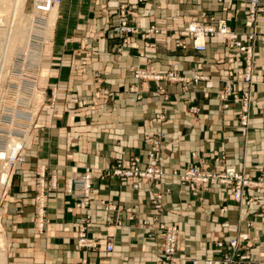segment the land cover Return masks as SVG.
<instances>
[{"label":"crops","instance_id":"0c3cea01","mask_svg":"<svg viewBox=\"0 0 264 264\" xmlns=\"http://www.w3.org/2000/svg\"><path fill=\"white\" fill-rule=\"evenodd\" d=\"M122 1L131 14L129 25L140 31L156 26L162 34L148 40L129 35L123 41L112 29ZM122 1L62 0L57 8L50 54L41 63L49 74L45 87H56L57 103L53 112H41L38 140L18 169L14 186L15 246L27 252L19 256L26 254L21 257L26 264H159L160 240L147 239L140 223L153 214L151 193L168 189L159 221L179 228L175 264L219 258L223 251L215 247L216 238L238 239L249 255L245 264H264V193L246 190V201L257 199L237 206L219 187L192 192L165 177L133 190L107 172L116 160L132 157L144 167L150 150L147 139L162 133L159 159L166 172L203 159L211 169L231 167L259 174L264 166V23L257 25L252 104L244 132L236 115L238 104L229 102L223 109L216 96L220 80L226 78L224 71L212 67L214 56L225 51L222 39H209L206 51L198 53L190 39L179 49L177 36L189 20L205 13L224 19L244 40L245 7L229 0ZM84 55L89 56L87 65L80 68ZM145 67L187 79L208 75L209 82L190 87L183 95L179 83L135 81L134 70ZM203 91L210 94L207 99ZM74 100L83 107L79 109ZM192 105L196 114L187 113ZM161 115L164 121L158 120ZM39 164L45 166L47 179L57 178V188L47 193L41 235L33 224L34 175ZM85 168L93 170L92 193L88 209L77 211L76 195L67 193L64 183ZM85 212L91 219L88 237L109 240L112 252L77 247V219Z\"/></svg>","mask_w":264,"mask_h":264},{"label":"built area","instance_id":"2783aa9c","mask_svg":"<svg viewBox=\"0 0 264 264\" xmlns=\"http://www.w3.org/2000/svg\"><path fill=\"white\" fill-rule=\"evenodd\" d=\"M62 0H32V5L42 12H48L55 5H59ZM219 2L225 0H217ZM238 1L241 5L247 8V19L245 25L250 29L249 41H252L256 34V26L260 22L264 23V0H229ZM35 3H37L35 5ZM209 22H208V21ZM122 32H130V29L126 27L124 21L120 27ZM150 33H157V30L151 29ZM190 37L192 40V46L196 52L204 53L206 51V43L209 39L214 37H220L227 44L231 54L226 56L216 57V64L221 65L227 71L228 82L226 89L222 94L223 99H228L232 94V82L238 80L240 84L237 86L236 92L241 93L240 97L234 95V97L241 104V126H248V112L251 102V87H252V72H253V59L254 50L252 45L245 46L238 35L228 26L224 19H215L214 17L204 18L189 23L188 28L183 33ZM40 46L42 41L38 40ZM36 69L37 64L34 63ZM27 78H33V74L25 75ZM135 77L137 79H157L162 78L152 73L136 72ZM170 80H177L175 75L170 74L168 76ZM35 79V78H34ZM200 80H208L206 77H195L194 83ZM33 91V90H32ZM53 92V99L56 97L55 89ZM44 94V92H43ZM32 118V117H31ZM31 122V121H30ZM16 132V131H15ZM23 135L21 132H16ZM153 150L147 155V164L142 167L140 160L137 157H132L128 160H116L112 167L108 170V174L121 179L127 183L133 190L139 188L140 183H146L149 185L162 181L165 177L176 180L179 184L187 187L190 191L196 192L200 188H205L208 185H222L229 188L230 196L237 203H242L244 189H256L257 191L264 190V171L258 178H249L245 174L238 172L236 169L228 167L216 170H210L207 167L190 166L186 169H173L166 173L160 165V159L158 155L159 141L158 139L153 141ZM24 148L16 155V166L24 162ZM15 159V158H14ZM14 159L11 160V166ZM16 166L14 170L16 169ZM12 171V173L14 172ZM40 179L38 180L39 196L38 207L39 214L42 218L43 208L45 203V182H44V168L41 167L39 171ZM8 178L5 182H9ZM92 179L93 170L86 168L81 176L75 179H69L66 183V192L76 195L75 209L77 211L86 210L89 206L91 193H92ZM52 186H56V180H52ZM169 193V190L156 191L151 193L150 196V208L153 214L147 219L143 220L141 227L145 230L150 239L158 238L160 240V253L161 258L164 261L163 264L173 263L175 264V254L179 248V231L175 225H165L158 221V218L163 211V197ZM131 219V218H130ZM42 224V222H40ZM90 227V215L87 213L82 214V217L77 219V230L75 232V238L77 240V246L80 249L88 250H103L105 252H112V243L108 240L89 238L87 235L88 228ZM156 228L158 231H154ZM222 247V244H218ZM229 246L233 249L237 247V242L232 240L229 242ZM197 261L194 262L196 264ZM211 264L212 262H205ZM227 263H231L229 258ZM225 263V264H227ZM82 264H87L83 262ZM214 264H219L215 263Z\"/></svg>","mask_w":264,"mask_h":264},{"label":"rangeland","instance_id":"374dc122","mask_svg":"<svg viewBox=\"0 0 264 264\" xmlns=\"http://www.w3.org/2000/svg\"><path fill=\"white\" fill-rule=\"evenodd\" d=\"M120 1H122V0H120ZM137 1L139 3H141V2H144L146 0H137ZM191 1H200V0H191ZM219 3H221V2H219ZM11 4H12V2H8V4H6V5L3 6L4 7L3 8V13L0 14V25H1L0 26V29L5 28V27L7 29V27L9 25H13L11 23L12 22V14H13V9H12V5ZM244 7H245V10H246V13H245V21H246L248 11H247L246 6H244ZM31 11H32L31 0H25V4H24V7H23V16L24 17H22V18L16 17L17 18V21L18 20L21 21L20 23L23 24V25L26 24L27 23V18L26 17H28V16L30 17L31 14H33ZM116 13H117L118 18H117V21H116L115 26H113L112 29H113V31H114V33L116 35H118L121 39H123V41L129 35H140L141 37H143V39L148 40V39H153L154 37L160 36L162 34V31L158 27H156V26H150V27L146 28L145 30L140 31L137 27L129 25L128 24V17L131 14L128 11L126 2H123V1L120 2V4L117 6ZM209 17H212V16H210L208 14H205V13H202L198 18H194V19L189 20L186 23L185 27H183V29L178 32V36H177V47L179 49H184L186 47V43H185L184 40L185 39H190V37H188L186 35H183V33L188 28L189 23H191L193 21H196V20H200V19L202 20L204 18H209ZM122 21L125 22L126 27L130 29V32H122L120 30V27L122 25ZM245 21H244V27L246 28L247 32L244 34V36H245V39L244 40L241 39V36L238 33H236L233 28H231L229 25L228 26L238 35L239 39L241 40V42L245 46L252 45L253 46V50H254V45H255L254 43H255L256 37L258 35V30H257L258 26H256V34H255L253 40L252 41H249V37L248 36L250 34V29H248L246 27ZM260 23H262V22H260ZM16 24H17V22H16ZM4 25H5V27H3ZM151 29H154V30L156 29L157 30V33H150L149 31ZM36 40L37 39H35V41ZM190 41H191V46H192V40L190 39ZM222 42H223V44L225 46V51L223 53L216 54L214 56V62H213L212 67H213V69L216 72L224 71L225 74H226V78L223 79V80H220L221 83H222V86L216 92V96L221 101L223 109H227L229 107V102H233V103L238 104L239 109L236 112V115L238 117V121H239L240 127L242 128V130L244 132H246L248 126L247 127H242L241 126V117H240L241 104L234 97V95H236V94L238 95V97H240V95H241V93L236 92L237 86L240 84V82H238V80H234V82H232V86H231L232 91H233L232 94H231V96L228 99H226V100L222 98L221 92L223 93L224 90L226 89V84L228 82V75H227V71H226V69L224 67H222L221 65H217L216 64V59L215 58L218 57V56L219 57L220 56H226V54L233 53V51H230L228 49L226 42L224 40H222ZM36 46H37V44H36ZM37 48L35 50L39 53L38 54V58L41 59L40 62L38 63V65H37L38 70L36 69V67H35V65L33 63V64L28 65V68L24 71V72H28V73L33 74V76H32L33 78H27L26 76H24L22 78V76H21L22 75V71H21L20 68H21V60H22V57L23 56L19 55L17 57L18 59H17V62L15 64L14 71L12 73V77L15 76L16 80L13 81V78L12 79H7V77H6V79L3 80L2 83H1V88H5L6 91H7V94L5 96V99H6L7 105L9 107L13 108L14 102L12 101L13 100L12 98L15 97V95H13V93L16 92L17 89L19 90L20 97H22L21 99H18L19 102L16 103L15 110H11V109H6V110L4 109L3 110L4 111V115H1V116H3L1 122L2 123H6V126H4V129L5 130H10L11 129V131L21 132L23 135L24 134H27L30 137V139H31L30 140V143L28 145L23 146V148H24L23 149V152H24V162L22 164L16 166V169L14 170V172L10 174V179H9V182H7V184H6V182L1 183V175H2V172L5 170V167L6 166H5L4 160L2 158H0V236L3 237L4 244L6 242V244H5V246H6L5 247V251H7V254H6V257H7L6 258V264H23V263L26 264L27 263V260H24L25 258H21V257H26V254H23V255L19 256V254H21V253H27V252L18 251L19 246H15L16 243H17L16 237L14 236L16 224L14 223L13 217H15V215L17 214V212H15L14 206H12V205L15 204V199H14V194H15L14 193V186H15V181L17 179V174L16 173H17L18 169L23 164L26 163V156H27L28 152H30L32 150V148L36 144L35 142L38 140L39 131L42 129V126L38 123V121H39L38 118H39L41 112L44 111V110H51L53 112L54 107L56 106V103H57V97H54V100H53L54 102H52V99H53V92L52 91L54 89L56 91V87L53 86L51 88L50 87L48 88V87H45V85H43V86H41V88H38V89L41 92H44V94H43L44 99H42L40 101V103L38 104L39 107H38V109L36 111V114H34L35 116L33 118H31V115L27 111L26 112H23L22 111L23 109L26 110V109L29 108L28 105L30 104L29 103L30 101H28V98L31 97V95L33 93V91H32L33 90V87L35 85H37V83H38L37 82V76L35 74H37V72H39V70L41 68V70H42V72H41L42 77L45 75V71H44L45 69L41 67V63H42V60L50 54L51 47H47V48L44 49V51H41L42 46H40V44H39V46ZM192 48H193V46H192ZM30 50H33V47L32 46L30 47ZM17 55H18V53L17 54L14 53L13 58L15 59V56H17ZM88 58H89L88 55H84L82 57L80 68H83V67H85L87 65ZM11 59H12V57H11ZM199 66L200 65H198V67ZM254 69H255V53H254V59H253V71H254ZM138 71L144 72V73L150 72V73H152V75L160 76L162 79L161 80H157V79H153V78L152 79H148V80H145V79H137L135 77V74ZM170 74L175 75L178 79L177 80H170L168 78V76ZM25 75H26V73H25ZM195 77H206V78H208V80H200L197 83H194V78ZM252 77H253V72H252ZM133 78L135 79V81L142 82V83L150 82V81H154V82L166 81V82H169V83H179V84L182 85L181 86V93L183 95L189 91L190 87H196L201 82H203V83L204 82H209L208 75H196V76L192 77L191 79H187V78H184V77H180L179 75H177L174 72H167L165 74H159V73H156L153 70V68H151V67H145V68H137V69H135L134 72H133ZM252 80H253V78H252ZM40 82H41V84H43L44 83V80L41 79ZM253 85H254V81H253L252 87H251V102H250V106H249L248 118L250 116V108H251V104H252V94H253L252 93V88H253ZM131 91L133 92V89ZM161 93L163 95H165L163 93V91H161ZM104 94L107 95L110 98L109 93L104 92ZM209 95L210 94H208L207 92H204V91L202 93L203 99H207L209 97ZM94 97L95 98H98L97 96H94ZM39 99L40 98L38 96L37 97V101H39ZM136 99L137 100L140 99V96H137ZM165 99H167V98H165ZM74 101L77 104V107L79 109L83 107V103L77 102L76 100H74ZM189 102L191 103L193 101H189ZM185 103H188V102H185ZM91 105H92L91 107H93L95 105V103L93 104V102H92ZM84 106H87V105H84ZM197 112H198L197 107L194 106V105L190 106L188 108V111H187L188 114H196ZM12 113L15 115L14 118H16L20 123L19 122L18 123L15 122L14 123V126L11 127V126H9L7 124H10L11 123V119L10 118L12 116L10 114H12ZM158 120L159 121H164L165 120L164 115H161L158 118ZM248 124H249V121H248ZM0 129H3V128H0ZM156 139H158V141H159L158 155H160V149H161V146H162V143H163V139H164V135L162 133H159V134L154 135V136H152V137H150V138L147 139L148 145L150 147V150L148 151L147 155H149L150 151L153 150V144L152 143ZM3 142H6V141L3 140ZM2 146H0V148ZM42 166L44 168L45 203H44L43 214H42V218H41L40 217V214H39V207H38V200H37V198L39 196V186H38V180L40 179L39 171H40V168ZM190 166H198V167L204 166V167H207L208 169H210L212 171L213 170H216L217 171L218 169H221V168H228V167H221V168L211 169L209 167V165H207V163L203 159H200V160L197 161V163L191 164V165H189L187 167H190ZM10 167H11V164H10ZM111 167L112 166H110L109 169ZM187 167L181 168V169H186ZM108 170H107V172H108ZM263 171H264V166L259 170V174H257V175H249V174H245L243 172H241V173L245 174L249 178L254 179V178L260 177V175H261V173ZM82 173L76 175L73 178H68V179L65 180V183H64L65 191H66V183H67V181L69 179H75L76 177L81 176ZM166 173H168V172H166ZM93 177H94V174H93ZM54 179L56 180V186L55 187L52 186V180H54ZM179 185L182 186L181 184H179ZM182 187H184V186H182ZM214 187H219L223 191H225L226 194H227L228 199L230 201H232L233 203H235L237 206H240V205H243V204H247L250 201L257 199V197H253V198H250V199H248L246 201V199L244 198V194H243V199H242L243 202L242 203H237L230 196L229 188H226V187H224L222 185H208L207 187L200 188L199 190H201V189L202 190L203 189H208V188H214ZM56 188H57V178L53 175L49 179H47L46 178V172H45V166L39 164L36 167V172H35V175H34V193L35 194H34V197H33V210H34L33 224H34V228L36 229V234L37 235H39V234L41 235L44 232L45 226H46V209H47V203H48L47 193H48L49 190H55ZM246 190H252V191H254L257 194L264 193V190L257 191L256 189H253V188L252 189H249V188L244 189V191H246ZM149 202H150V198H149ZM74 209H75V204H74ZM87 209H88V207H87ZM87 214H89V213H87ZM145 219H147V218H145ZM145 219H143V220H145ZM159 219H160V217L158 218V221H159ZM142 221H141V223H142ZM40 222H42V224ZM159 222H161V221H159ZM161 223H163L165 225H175L177 227L178 231H179L178 226L176 224H174V223L173 224H166L164 222H161ZM90 224H91V219H90ZM154 231H158V230L156 228H154ZM146 237H147V239L152 240V239H150L148 237L147 233H146ZM94 239H100V238H94ZM180 240L181 239H180V234H179V245H180ZM232 240H235L237 242V247L235 249H233V248H231L229 246V242L232 241ZM213 243H214V245H215V247L217 249H219L220 251H223V252H222V254H221V256L219 258L206 260V261H204L203 264H207V263H205L207 261H208V263H209V261L212 262L211 264H214V262L215 263H219V264H225V263H227V261H228L229 258L231 259V263H227V264H245L246 262H248L250 260L248 253L246 251H243L242 250L243 247L241 246V244L238 241V239L232 238V239H228L227 241H223L222 239L216 238V239L213 240ZM219 243L222 244V247H220L218 245ZM76 244H77V240H76ZM159 248H160V246H159ZM158 250L160 252V249H158ZM178 250H179V248L177 249V251ZM177 251H176V253H177ZM175 256H176V254H175ZM38 261H41V259L40 258H37V262ZM195 261L196 260H191V263L194 264ZM162 262L164 263V261L161 258V253H159V264H163ZM168 264H173V263H169L168 262Z\"/></svg>","mask_w":264,"mask_h":264},{"label":"bare ground","instance_id":"6f19581e","mask_svg":"<svg viewBox=\"0 0 264 264\" xmlns=\"http://www.w3.org/2000/svg\"><path fill=\"white\" fill-rule=\"evenodd\" d=\"M8 2H12L11 5L13 9V14L11 23L13 25H9L7 29L4 25L3 27L5 28L1 27L2 29H0V128H3L0 129V146L3 145L0 148V158L4 160L6 166L5 170L2 172L1 175V183L5 182L8 178H10V174L16 166V155L21 150V148H23V146L25 145H28L31 140L27 134L21 135L20 133L11 131L10 128V130L4 129L6 123L1 122L3 117L1 115H4L3 110H15L16 103L19 102L18 99H21L22 97H20L19 90L17 89V91L13 93V95H15V97L12 98V101L14 102L13 108L9 107L5 99L7 91L5 88H1V83L3 80L6 79V77L7 79L13 78V81L16 80L15 76L12 77V73L14 71L15 64L18 59L17 57L19 55L23 56L20 68L22 71V78L25 76V73L27 76L31 74L24 71L28 68V65L33 63L37 64V62L39 63L41 60L40 58H38L39 53L35 50L39 46V42L37 41L40 40L43 43L41 45V51H44V49L47 47H51L54 27L59 17L57 8L60 5H55L48 12H42L32 5L31 12L33 14H31L30 17H26L27 23L23 25L20 23L21 21H17L16 17H24L23 7L25 4V0H0V14L3 13V6L8 4ZM31 4H33L32 0ZM36 4L37 3H35V5ZM35 39L37 40L35 41ZM31 46L33 47V50H30ZM14 53H18V55L15 56V59L13 58ZM41 72L42 70L40 68L39 72L35 74L37 76L38 83L33 87V93L31 97L28 98V101H30V104L28 105L29 108L26 110H22L23 112L27 111L32 118L35 116L34 114H36V111L39 107L38 104L42 99H44L43 92H41L38 88H41V86L45 85L46 79L49 76L48 71L44 77H42ZM41 79L44 80L43 84H41L40 82ZM38 96L40 98L39 101H37ZM10 115L12 116L10 118L11 123L7 125L12 127L14 126L15 122L18 123L19 121L14 118L15 115L13 113ZM3 140H5L6 142H3ZM13 159V165L10 167V164L12 163L11 160ZM5 244L3 237L0 236V264H6L7 251H5Z\"/></svg>","mask_w":264,"mask_h":264}]
</instances>
